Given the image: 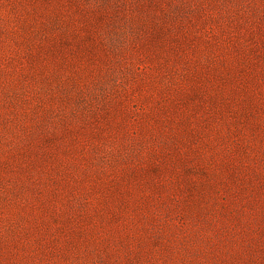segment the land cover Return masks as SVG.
Masks as SVG:
<instances>
[{
    "label": "rangeland",
    "instance_id": "obj_1",
    "mask_svg": "<svg viewBox=\"0 0 264 264\" xmlns=\"http://www.w3.org/2000/svg\"><path fill=\"white\" fill-rule=\"evenodd\" d=\"M0 264H264V0H0Z\"/></svg>",
    "mask_w": 264,
    "mask_h": 264
}]
</instances>
